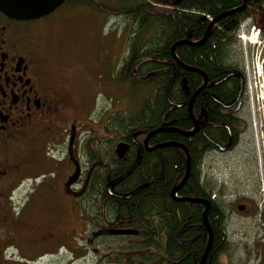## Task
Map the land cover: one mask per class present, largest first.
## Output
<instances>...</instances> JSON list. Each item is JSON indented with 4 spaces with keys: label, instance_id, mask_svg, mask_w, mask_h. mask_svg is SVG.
<instances>
[{
    "label": "flooded vegetation",
    "instance_id": "1",
    "mask_svg": "<svg viewBox=\"0 0 264 264\" xmlns=\"http://www.w3.org/2000/svg\"><path fill=\"white\" fill-rule=\"evenodd\" d=\"M88 1L95 5L84 4L104 10L108 17H130L136 24L133 23L136 32L141 29L139 21L146 15L169 14L173 18L170 32L176 34L170 46L180 40L199 42L209 23L217 19L202 44L184 43L175 50L177 58L195 70L184 69L172 55L168 67L151 69L153 61H166L157 55L132 54L129 43L114 69L117 81H121L122 71H127V67L126 70L122 67L129 61V72L138 81L152 71L168 76L172 80V103L168 102L174 109H184L188 126L164 122L158 127L195 132L185 136L163 131L147 137L158 127L143 131L134 125L125 126L122 118L125 114L118 110L119 99H114L117 110L109 104L112 100L109 91L114 83L109 63L107 75L90 73L81 92L74 94L71 86L61 81L62 69L51 63L55 48L46 33L54 25L39 23L48 14L24 19L0 9V264H80L88 258H94L95 264H128L129 238L142 232L128 215L129 204L138 200L136 205H145V194L158 182H169L166 198L193 204L200 210L198 220H185L172 232L167 227L159 231L156 228L153 264H176L182 250L199 240L204 251L209 238L202 222L204 205L171 196L172 189L184 177L188 162V177L174 196L206 199L210 206L218 204L222 221L215 225L208 220L211 231L208 254L214 264H225L226 194L219 201L208 198L211 189L204 178L211 154L226 157L239 145L245 126L248 81L256 77L259 62L264 74V0H120L116 7L100 0ZM216 1L231 4L221 6L213 16L207 14L205 11ZM65 2L74 4L73 0ZM127 7L132 8V13H113V9ZM233 9L239 10L226 14ZM192 15L197 17V27L186 24L179 30L176 16L189 22ZM194 30L201 33L197 39H193ZM206 43L215 48L216 54L200 66L185 62L177 53L179 49ZM123 53L124 61L120 63ZM99 105L100 117L94 114ZM99 123L105 132L102 137L95 136ZM110 133L114 137L108 136ZM132 133L137 135L132 137ZM161 133L178 136L164 138L158 135ZM168 142L181 144L185 149L173 144L153 148ZM118 143L127 145L121 156L116 152ZM140 152L139 163L109 191V185L135 163ZM167 152L175 153L182 166L170 181ZM179 160L169 162L172 169H178ZM131 175L138 180L128 185ZM225 184L223 180V189ZM115 193L132 195L122 198ZM251 200L238 203L237 212L250 217L258 214L251 219L264 224V206L260 208ZM153 206H162L160 200L153 201ZM154 218L160 219V215ZM140 221L144 222L143 216ZM183 224L197 227L183 232L177 240L176 231ZM108 229H132L137 233L100 234ZM118 255L122 259L114 262ZM259 264H264L263 253Z\"/></svg>",
    "mask_w": 264,
    "mask_h": 264
},
{
    "label": "rangeland",
    "instance_id": "2",
    "mask_svg": "<svg viewBox=\"0 0 264 264\" xmlns=\"http://www.w3.org/2000/svg\"><path fill=\"white\" fill-rule=\"evenodd\" d=\"M100 1L116 7L120 0ZM93 8L89 4L65 2L39 20L42 25H54L46 33V38L55 48L51 63L62 69L61 81L71 86L69 89L74 94L81 92L90 73L107 75L106 64L109 63L114 82L109 91L112 99L109 104L112 109L117 110L118 105L120 113L122 110L123 114L131 115L143 100L149 99L154 103L155 78L131 83L115 80L116 62L122 51L128 49L137 28L128 16L108 17L104 10ZM147 38L151 39L150 33ZM124 56L123 53L120 63ZM260 65L259 62L256 77L248 81V98L243 112L245 126L240 143L226 157L219 153L211 154L204 178L211 189V197L216 201L226 194L228 248L223 258L225 264H259L261 253L264 254V224L251 219L258 214L250 217L236 210L238 203L249 198L260 208L264 206V74ZM114 99H119L117 105ZM101 110L100 105L97 106L94 114L101 115ZM97 128L95 136L102 137L105 132L101 130L100 123ZM112 133L108 136H113ZM223 180L226 181L224 189L221 186ZM260 210L258 208L257 212ZM80 264H95V259L88 258Z\"/></svg>",
    "mask_w": 264,
    "mask_h": 264
},
{
    "label": "trees",
    "instance_id": "3",
    "mask_svg": "<svg viewBox=\"0 0 264 264\" xmlns=\"http://www.w3.org/2000/svg\"><path fill=\"white\" fill-rule=\"evenodd\" d=\"M156 1L161 2V0ZM73 2L89 3L93 6L95 5L92 1L88 0H73ZM230 4V1H216L214 2V4H211V6H209L208 10H206L205 12L213 16L221 6H229ZM136 7L139 6H135L133 8ZM130 9L132 8L127 7L119 8L117 10L113 9V13L129 14L132 13ZM151 16L152 17L146 15L145 18L143 17L141 18V20L139 19V28L141 29L135 32L134 38L130 39L129 47L132 54L138 52V55L142 54L143 56L157 55L160 59L166 61H153L154 64L152 66L153 68L151 69L163 66L168 67L167 62L171 59L170 44L176 36L175 33L170 32L171 20L173 21V18L169 14L162 13ZM176 22L179 30L180 27H183L186 24L193 28L197 27V17L195 15L190 16L189 22L180 16H176ZM152 28L154 30L153 33L149 32V29ZM148 33H150L151 39L147 38ZM193 35V39H197L200 37L201 33L197 30H194ZM215 51L216 50L214 47L206 43L204 46L200 47L192 46L179 49L177 53L185 62L200 66L202 65L204 60H207L208 57H215ZM130 64L131 63L129 61L127 62V66L125 65L122 67L123 70H126L127 67V71H122L120 77L121 81H128L130 83L138 81L136 77L132 76L129 72V69L131 68ZM152 78H155L156 97L154 103L149 101V99L143 100L139 108L133 114L123 115L122 118L125 126L130 127L134 125L137 128H141L143 131H149L150 129L164 124V122H171L172 125L175 126H188L185 121L184 109H174L167 100L166 87L169 82L168 76L158 74L151 77L150 79ZM171 96L172 94L170 88V97ZM158 135L164 138L178 136L177 134L169 133H161ZM175 155L176 154L173 152L166 153L168 162L167 171H170L168 176L169 181L178 173V171H181L182 169V166H180L181 162ZM174 158H176V160H179V162H177L178 169L175 170L172 169L171 165L169 164V162H171V160H173ZM136 180H138V177L135 175H131L129 177L128 185L130 183L134 184ZM168 184L169 182L165 184L162 182H158L157 184L152 185L151 189L145 194V205H136L139 202L138 200H134V204H129L128 215L133 217L132 223L141 227L142 232L139 236L129 238L128 264H153V259L155 258L153 249L157 244L155 240V234L157 233L156 228L159 231L167 227L169 231L172 232L176 226L180 225L181 222L185 220H198L200 207H196L195 205L190 203H175L166 198L165 195L167 192ZM210 197L211 193L208 194V198ZM158 200H160L162 206L154 207L153 201ZM155 215H160V219L158 218L156 220L154 218ZM142 216L144 217L143 223L140 221V219H142ZM221 217L222 216L220 215L218 204L215 202L210 206L207 213V218L209 221L213 222L216 225L217 222L220 223V221H222ZM203 248L204 247L202 240L194 242V244L182 250L180 259L176 258V260H178L176 264H198L200 256L203 252ZM224 248L226 250L228 248L227 241L225 242ZM121 259L122 257L118 255L117 257H115L114 262H120ZM204 264H214L212 262L211 254H208V257Z\"/></svg>",
    "mask_w": 264,
    "mask_h": 264
},
{
    "label": "water",
    "instance_id": "4",
    "mask_svg": "<svg viewBox=\"0 0 264 264\" xmlns=\"http://www.w3.org/2000/svg\"><path fill=\"white\" fill-rule=\"evenodd\" d=\"M65 0H0V9L3 10L4 12H6L7 14L11 15V16H16L18 18H24V19H31V18H38L40 16H44L46 14L51 13L52 11H54V9H56L58 6H60ZM239 9H233L229 12H227L226 14H231L236 12ZM217 19L212 20L208 27L207 30L204 34V36L199 40V42L197 43H192L188 40H180V41H176L174 42L171 46H170V52L171 55L174 57V59L177 61V63L183 67L186 70H195L193 67H190L186 64H184L182 61H180L176 54H175V50L177 48V46L184 44V43H190L193 45H200L204 42V40L207 38L208 35V31L210 29V27L216 22ZM159 71H152L149 72L148 74H146L145 76L141 77L140 80L141 81H146L149 77L154 76L155 74H157ZM227 77V76H226ZM171 84H172V80H170L167 84L166 87V96H167V100L172 103L171 99H170V88H171ZM200 91V89H198L194 95L193 98L196 96V94ZM239 95V92H238ZM237 95V97H238ZM192 98V99H193ZM197 127V124H196ZM163 131H175V132H179L182 135L188 136L191 135L195 132L194 131H189V132H185V131H181L178 129H173V128H166V127H158L154 130H152L147 137H151L152 135L159 133V132H163ZM137 135V133H132L131 136L135 137ZM178 145L179 147H182L183 149H185V147L181 144H177V143H173V142H168V143H164V144H160L155 147H161V146H165V145ZM127 148V145L124 143H118L116 145V152L121 156L125 150ZM152 148V149H153ZM141 157V152L137 158V160L135 161V163L124 173L122 174L120 177H118L117 179H115L110 185H109V191H111L112 187L118 183L119 181H121L122 179H124L131 171L132 169L139 163ZM188 173H189V162L187 164V170L186 173L184 174V177L182 178V180L180 181V183L174 187L171 191V196L173 197V199H177V200H183V201H190V202H194V203H202L204 205L203 211H202V222L203 224L207 227L208 229V233H209V238H208V242L207 245L203 251V254L201 256L200 262L199 264H204L207 254L209 252L210 246H211V231H210V227L208 224V218H207V213L210 207V201L206 200V199H197V198H176L174 195L176 193V191L184 184L185 180L188 177ZM137 192L134 191L132 193ZM132 193L127 194V195H123V194H116V196L118 197H124V198H128L132 195ZM239 209H242V207H239ZM197 226H190V225H186L183 224L180 228H178V230L176 231V238L177 240H179V236L187 231V230H193L196 229ZM136 234L137 231L132 230V229H108V230H102L100 232V234Z\"/></svg>",
    "mask_w": 264,
    "mask_h": 264
}]
</instances>
